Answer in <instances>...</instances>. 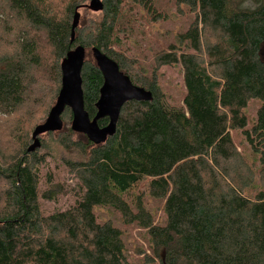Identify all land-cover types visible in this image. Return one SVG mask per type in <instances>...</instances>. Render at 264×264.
Listing matches in <instances>:
<instances>
[{"label":"trees","instance_id":"1","mask_svg":"<svg viewBox=\"0 0 264 264\" xmlns=\"http://www.w3.org/2000/svg\"><path fill=\"white\" fill-rule=\"evenodd\" d=\"M55 1L0 0V114L8 116L22 104L27 70L40 66L32 31L44 35L54 52L55 95L58 63L81 46L85 52L98 49L153 100L126 103L115 135L98 146L62 128V147L73 151L79 143L80 154L67 162L75 198L65 211L42 213L40 200L54 202L60 191L53 184L40 190L43 160L37 150L26 152L31 138L25 142L0 170L6 181L0 191V264H127L121 230L99 223L96 207H110L125 223L145 231L159 264H234L239 257L242 264H264V58L259 56L264 0H174L194 14L180 37L181 44L188 43L185 51L177 54L171 47L158 58L161 65L182 70L185 93L179 107L160 92L155 74L140 82L111 52L118 45L113 30L124 0H100L105 19L84 33L77 27L71 45L74 10L91 0ZM152 4L132 0L133 7L150 13ZM202 39L206 60L199 56ZM80 75L84 110L92 119L102 76L95 63L86 61ZM251 102L259 104L252 124L245 114ZM63 113L62 120L71 121L70 110ZM107 123L105 118L97 124ZM232 133L242 136L250 166L237 152ZM69 136L77 141L70 143ZM255 172L261 174V186L254 185ZM145 179L148 196L164 201L161 225L145 198L130 199Z\"/></svg>","mask_w":264,"mask_h":264},{"label":"rangeland","instance_id":"2","mask_svg":"<svg viewBox=\"0 0 264 264\" xmlns=\"http://www.w3.org/2000/svg\"><path fill=\"white\" fill-rule=\"evenodd\" d=\"M89 2L87 1L86 5ZM54 4L58 5V0ZM152 6L153 11L150 13L146 9L133 7L132 0L123 1L113 30L115 42L118 45L112 47L111 52L117 55L129 75L132 74L136 80L143 82L155 74L160 92L167 97L170 104L179 107L185 93L182 70L180 66L161 65L158 58L169 53L171 47L176 49L177 54L185 51L184 47L188 43L181 44L180 37L189 29L194 14L189 8L177 4L174 0H153ZM78 13L80 15L78 27L82 33L91 25L105 19L103 11L94 13L82 8ZM31 34L37 42V58L40 66L30 67L27 70L22 104L8 116L0 114V170L5 169L21 153L23 145L31 138L33 130L45 122L47 113L55 104L57 97L54 94V83L50 74V68L54 66V52L45 44L44 35L34 31ZM213 42L214 37L210 35V43ZM205 43L206 41L202 39L203 50L199 56L203 60H206ZM85 61L88 64L95 63L91 50L85 52ZM258 108L257 102H251L245 109L250 124L255 122ZM62 122L63 128L70 129L71 121L68 118ZM67 122H69L68 125ZM62 136L64 134L61 132L52 136L43 135L42 145L36 153L43 160V166L40 168V190L47 189L49 184H53L56 186L54 189L60 191L54 202L40 200L39 207L44 215L65 211L74 204L75 178L70 163L67 165V162L77 161L80 158L76 150L79 148V143L75 147L71 146L73 151H68L60 143ZM232 139L237 152L245 159L246 166H250L252 158H249L247 154L242 136L239 133H232ZM68 140L70 143L76 142L77 136H69ZM260 176L261 174L256 172L253 174L255 186H261ZM147 185L148 180L145 179L132 190L130 199L136 196L145 198L144 202L155 223L161 225L164 220L162 214L164 201L150 198ZM5 187L6 181L0 176V191ZM94 213L99 223L110 222L121 230L127 264H159V260L150 251L146 232L139 229L137 224L125 223L110 207H96ZM234 264H242V258H237Z\"/></svg>","mask_w":264,"mask_h":264},{"label":"water","instance_id":"3","mask_svg":"<svg viewBox=\"0 0 264 264\" xmlns=\"http://www.w3.org/2000/svg\"><path fill=\"white\" fill-rule=\"evenodd\" d=\"M83 9L97 13L103 10L100 0H91ZM78 9L74 10L70 28V45L75 40V30L79 25ZM92 58L97 70L102 76V86L99 98L95 104L96 113L92 119L84 110L81 69L85 62V50L78 46L69 51L60 63V89L55 104L49 110L43 124L37 126L31 134V144L26 152L31 154L41 146L39 137L47 133L60 132L63 128L61 116L65 109L71 112L70 130L80 134L93 145L104 144L116 133L118 118L122 107L129 102H151L152 93L144 88L133 85L128 76L119 70L118 65L101 53L98 49H91ZM259 56L264 58V45ZM108 119L104 127L98 126V121Z\"/></svg>","mask_w":264,"mask_h":264}]
</instances>
